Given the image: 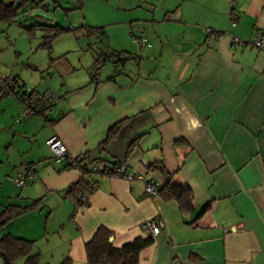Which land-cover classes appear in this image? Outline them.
<instances>
[{
	"label": "crops",
	"instance_id": "0c3cea01",
	"mask_svg": "<svg viewBox=\"0 0 264 264\" xmlns=\"http://www.w3.org/2000/svg\"><path fill=\"white\" fill-rule=\"evenodd\" d=\"M132 6L140 12L111 24L126 23L151 38L130 57L138 69L127 68L128 60L118 70L113 61L112 74L105 62L76 81L77 69L68 64L65 73L73 77L60 93L46 90L59 98L54 111L22 121L19 132L32 142L24 166L13 167L9 159L4 165L0 214L8 205H37L0 229V239L10 234L33 241L42 264L66 257L90 264L85 245L100 226L120 248L149 237L144 223L156 218L165 227L141 250L139 264H264V46L251 44L256 37L264 42V0H140ZM208 29L220 33L214 44ZM235 37L248 45L236 46ZM111 51L126 54L125 48ZM10 98L0 101V115ZM20 110L19 104L13 115ZM121 121L116 137L100 149ZM53 135L72 156L90 154L111 168L124 160L133 178L93 175L89 204L76 209L66 189L82 172L67 160L55 162L46 143ZM27 169L32 182L16 185L18 172ZM167 175L191 189L193 212L147 194L149 181L161 184ZM0 264L7 263L0 257Z\"/></svg>",
	"mask_w": 264,
	"mask_h": 264
},
{
	"label": "rangeland",
	"instance_id": "374dc122",
	"mask_svg": "<svg viewBox=\"0 0 264 264\" xmlns=\"http://www.w3.org/2000/svg\"><path fill=\"white\" fill-rule=\"evenodd\" d=\"M1 1L7 3L9 0ZM135 1L140 0H84L82 7L77 0H32L24 7L18 2L13 18L0 17V71L19 76L39 92L49 89L56 94L60 93L68 76L73 75L65 73L68 64L77 69L74 80L80 81L81 77L93 76L98 70L93 63L99 55H107L106 70L113 74L112 64L116 60L112 57L113 48H125L124 52L133 58L141 50L140 42L133 35L151 42L146 34L140 36L136 30L127 29L126 23L111 24L126 22L131 14L139 13L140 10L132 6ZM36 25L61 28L51 49L42 46L46 31L35 28ZM102 26L108 29L109 39L101 34ZM30 27L33 29L29 30ZM116 65L122 68L121 63ZM137 66L129 59L127 68L137 70ZM16 103L14 97L8 99L7 113L0 115V165H3L0 176L4 174L8 159L13 167L24 166L32 142V138L19 132L25 122H15L13 112H17L19 105Z\"/></svg>",
	"mask_w": 264,
	"mask_h": 264
},
{
	"label": "trees",
	"instance_id": "16d2710c",
	"mask_svg": "<svg viewBox=\"0 0 264 264\" xmlns=\"http://www.w3.org/2000/svg\"><path fill=\"white\" fill-rule=\"evenodd\" d=\"M84 0H77L78 5L82 7ZM20 2V7L32 2V0H9L7 3H3L0 0V17L1 18H13L15 16V6ZM41 28L46 31L44 36V42L42 46L51 49L53 40L60 34L61 28L57 25H36L35 28ZM31 28V29H30ZM32 30L33 27H30ZM101 34L107 39L105 30L101 29ZM109 45V44H108ZM109 56L99 55L93 64L94 68L99 69L108 60ZM112 57L116 60L122 61V58L126 57L125 61H128L131 57L130 54H124L122 52L112 51ZM123 121L115 124L108 132L106 141L101 144L100 149H103L110 143L118 134L120 126ZM138 139H135L128 147L125 158L131 153L135 145L138 143ZM103 163V169L94 170V166ZM119 163H116L118 165ZM115 165V167H116ZM157 166L153 164L152 167ZM162 167V164H160ZM82 172V177L70 187L66 189V194H72L75 199V206H80L82 203L79 197L86 194L89 198L95 191L96 184L93 185V180L91 179L93 175H115L114 168H111L109 163L102 159H94L90 154H85L80 156V159L76 162L75 166ZM167 178L161 184H156L158 186L157 195H159L163 200L176 201L179 204L180 210L182 212H193L196 208L193 205L194 195L191 189L180 187L172 182L171 176L167 175ZM89 204V202H88ZM87 204V205H88ZM37 205V202L27 206L21 207L16 205L6 206L0 214V229L4 228L13 219L19 217L25 212L32 210ZM86 205V206H87ZM210 204L204 206L200 214L195 218L198 220L208 209ZM193 220V222L195 221ZM113 238V233L105 226H100L95 232L92 239L86 243L85 250L87 255L88 263L90 264H139V255L141 250L153 243V237L147 238H136L132 242L126 243L122 247L118 248L111 242ZM34 242L23 238L15 237L10 234L4 235L0 239V257L4 260L3 255H7L13 264H16L18 260L25 259V264H42L40 254H34ZM5 262V260H4ZM6 263V262H5ZM60 264H72L70 257H66Z\"/></svg>",
	"mask_w": 264,
	"mask_h": 264
},
{
	"label": "built area",
	"instance_id": "2783aa9c",
	"mask_svg": "<svg viewBox=\"0 0 264 264\" xmlns=\"http://www.w3.org/2000/svg\"><path fill=\"white\" fill-rule=\"evenodd\" d=\"M237 16L232 14L231 22L232 25L236 24ZM209 41L211 43H215L220 33L214 29H208ZM133 35V34H132ZM133 38L136 41H139L141 45H151L148 43L146 38L138 37L136 38L133 35ZM233 42L238 47H246L248 45L247 42L242 41L241 39L235 37ZM255 47H263L264 42L260 37H256L252 43ZM121 69V66L118 67V70ZM6 97H14L20 104L21 110L18 115L15 117L16 123H21L23 120H28L34 117L47 118L51 112L54 111L56 105L59 102V98L55 96L50 91L39 92L36 88L22 81L18 76L12 74H4L0 71V101ZM47 145L49 146L53 159L55 162H63L67 160L70 166H75L76 162L80 159V156H72L64 141L58 137L57 135L51 136L47 141ZM94 170L103 169V163H99L94 166ZM114 173L117 176L126 177L128 179H132L133 175L128 171L126 163L122 160L116 167L114 168ZM34 173L32 169L20 170L16 176L15 184L18 186H26L32 182ZM96 183H93L95 185ZM158 190V186L154 183L150 182L146 185V191L148 195H156ZM81 201L80 206H76V209L84 207L89 202V197L86 194H83L79 197ZM165 227V224L160 219H148L144 223L145 232L150 237L157 236Z\"/></svg>",
	"mask_w": 264,
	"mask_h": 264
},
{
	"label": "water",
	"instance_id": "95a60500",
	"mask_svg": "<svg viewBox=\"0 0 264 264\" xmlns=\"http://www.w3.org/2000/svg\"><path fill=\"white\" fill-rule=\"evenodd\" d=\"M134 58H136V57H134ZM127 58L126 57H124V58H122V61H125ZM115 62H118V63H120L121 61L120 60H115ZM111 242H113V238H111ZM3 258H4V260H5V262L7 263V264H13L11 261H10V259L8 258V256L7 255H3Z\"/></svg>",
	"mask_w": 264,
	"mask_h": 264
}]
</instances>
